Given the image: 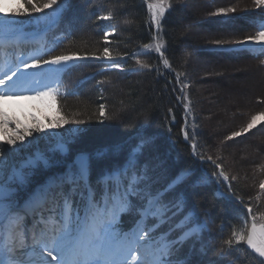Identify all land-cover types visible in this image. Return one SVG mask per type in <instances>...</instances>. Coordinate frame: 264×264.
<instances>
[{
    "label": "trees",
    "instance_id": "trees-1",
    "mask_svg": "<svg viewBox=\"0 0 264 264\" xmlns=\"http://www.w3.org/2000/svg\"><path fill=\"white\" fill-rule=\"evenodd\" d=\"M198 1L169 0L171 8L166 10L161 19L160 30L154 32L153 26H149V12L142 0H70L57 24L46 32L47 56L49 58L50 55L75 52L89 57L69 63L58 73L59 102L65 105L64 117L69 121H83L76 124L84 129L79 132L73 129L75 133L68 141L67 155L58 156L52 162L53 166L34 174L36 183H31L30 187L21 192L27 194L56 173L63 172L64 165L81 152L92 157L91 179L94 181L105 168L122 164L128 150L141 137H147L150 142L144 146L139 159L141 164L148 165L149 175L156 181L155 186L162 187L178 174L191 170V175L186 177L177 191L184 193L187 207L197 220L207 224L200 239L184 243L172 259H187L188 264H261L262 260L248 252L243 244L237 246L230 255L221 258L219 250L226 247L223 240L230 236L241 214L246 216L247 213L235 202L216 195L217 187L212 176L216 168L200 163L199 157L204 155L205 161L211 156L212 160L220 163L229 175L233 192L258 212L264 211V193L258 188L259 181L264 180V120L255 129L243 134L251 140H248L249 145L239 151L236 146L246 138L239 136L225 139L233 131L244 127L252 115L264 112V93L254 99L251 107H247L250 110L243 109L245 112L242 113L241 109L240 113L232 116V125L220 138L212 124L211 118L215 114L204 105L206 97L198 92V88L208 81L203 76L208 77L209 71L218 74L212 82L222 85L219 71H224L223 67L228 64L237 67L243 60L254 63L264 84L262 55L213 50L217 46L212 43L214 40H232L229 38L236 35H255L264 14L260 15L262 12L259 11L255 14L234 15L227 21L215 19L217 26H213L204 20L211 16V10L217 7L228 8L234 3L238 6L235 8L237 11H248L245 8L248 6L250 9L253 0H211L202 9L196 7L190 11L189 5ZM203 10L208 15L200 23ZM108 13L113 16L111 20L97 19ZM196 22L203 24L206 30L202 37L186 33L188 24ZM107 28H112L113 34L106 43L104 32ZM153 35L157 36L156 40L152 39ZM145 43L153 47L156 43H162L164 47L161 51L170 67L165 68L155 51L145 54L142 47ZM104 47H108L112 53L113 61L91 58L92 54L101 55ZM138 52L140 54L134 55ZM200 59H207L211 66L205 70L194 68V63ZM137 60L150 67H140ZM218 61L226 62L219 64ZM113 62L121 66L113 68ZM218 68L221 70L215 73ZM184 84L188 87L182 93ZM185 94L191 102L190 114H184L185 104L188 103L183 100ZM180 95L182 97L179 101L177 97ZM101 103L105 105L107 118L99 116L98 106ZM237 119H241V122ZM185 121L188 143H184L181 137ZM193 143L197 145L196 155H193L189 146ZM117 144L122 146L119 154L112 150ZM250 151L259 154L256 161L239 159L237 153L246 155ZM98 152L104 153L103 158H96ZM212 160L208 161L212 163ZM57 161L60 163L57 164ZM232 176L237 179L231 180ZM219 189L225 191L221 184ZM131 225L133 218L126 214L119 228L125 231ZM202 245L205 249L203 253L200 252Z\"/></svg>",
    "mask_w": 264,
    "mask_h": 264
},
{
    "label": "snow or ice",
    "instance_id": "snow-or-ice-1",
    "mask_svg": "<svg viewBox=\"0 0 264 264\" xmlns=\"http://www.w3.org/2000/svg\"><path fill=\"white\" fill-rule=\"evenodd\" d=\"M142 2L147 5L149 26H155L159 31L161 19L166 10L171 8L169 0ZM19 3L21 6L12 9L11 16H27L39 23L56 20L67 10L70 0H19ZM253 3L257 8L264 7V0H253ZM235 11V7L217 8L212 15L227 16ZM112 18L111 13L97 17L105 21ZM20 31L21 26L13 23L8 11L0 9V101L23 95L25 99L47 101L50 106H55L60 95L59 79L54 80L56 87L51 84L41 86L39 79L29 78L34 73L28 70L42 69L45 65L57 66L51 74L54 77L70 62L89 57L70 52L50 55L48 59L34 57L29 62L18 56L13 65L7 50L10 47L19 48L20 41L17 39L12 42L9 37ZM109 35L108 32L104 34L106 43ZM152 39L156 40L157 36L153 35ZM212 43L222 49L227 47L228 50H240L253 55L264 54V24L260 25L255 35L243 39L214 40ZM142 47L145 54L151 51L159 53L165 68L170 67L161 51L164 47L162 43H156L154 47L145 43ZM91 58L113 61L108 47H104L101 55L92 54ZM261 63L264 64V60ZM137 64L142 68L150 67L140 60H137ZM111 66L119 68L121 65L113 62ZM43 75L49 76L48 73ZM179 75L177 83L180 82ZM187 87L184 84L181 92ZM26 90L32 94L27 95ZM183 100L188 101L185 110L190 114L191 102L186 94ZM98 111L100 117L107 118L104 104H99ZM262 119L264 112L252 115L244 127L233 131L225 139L231 140L249 132ZM70 122L83 123L59 116L55 123L44 125L37 121L32 127L16 129L10 135L5 130L9 124L7 114L0 108V264H50L47 259L49 256L56 264H188L187 259L172 257L187 241L199 240L207 228V224L199 222L188 209L184 193L177 191L179 185L191 175V170H185L166 185L156 187V181L149 175L148 165L141 164L139 159L150 138L141 137L128 150L122 164L105 168L94 181L91 179L92 157L88 153H78L64 165L63 172L50 177L20 202L16 195L18 189L13 185L27 186V177L31 172H25L24 169H34L38 164L45 168L51 166L50 157L40 151L27 154L25 158L31 144V141H26V137L61 128ZM184 135L187 140L189 136L186 131ZM192 148L193 155H196L197 145L193 143ZM57 149L62 156L67 155L68 150L63 142L57 144ZM121 149L122 146L117 144L112 150L119 154ZM103 156L104 153H96L97 159ZM199 158L204 160L205 156ZM207 159L212 160V157L208 156ZM212 163L218 170L213 171L212 176L217 178L218 183H228V192L247 209V215L241 214L239 223L232 227L230 236L223 240L226 247L219 250L221 258L230 255L241 244L264 258V211L258 212L233 192L229 175L222 165L215 160ZM236 179V176L231 177L233 181ZM258 188L264 193V180L259 181ZM122 213L132 216V229L124 231L117 227ZM28 247L32 248V252L27 254L28 258L19 259L18 256L25 255L21 249ZM204 251L202 245L200 252ZM261 264H264V260Z\"/></svg>",
    "mask_w": 264,
    "mask_h": 264
},
{
    "label": "rangeland",
    "instance_id": "rangeland-1",
    "mask_svg": "<svg viewBox=\"0 0 264 264\" xmlns=\"http://www.w3.org/2000/svg\"><path fill=\"white\" fill-rule=\"evenodd\" d=\"M242 2H246L248 0H241ZM234 2V1H233ZM207 3H211V0H200L198 2H192L191 5H189L190 11L195 10L196 7L201 8L205 6ZM240 3V2H239ZM21 5L19 3V0H0V9H3L5 11H8L9 17L13 21V23L20 25L21 26V31L15 35V36H10L9 39L11 41L13 40H19L20 43H26L29 42L31 48L26 51V53L22 52L20 55L12 56L10 55V60L13 65L17 62V57L19 56L20 59L26 60L31 62V60L35 58H40L41 54L35 52L34 50L36 49H41L42 48V40L41 36L42 34L53 27L57 21L59 20L60 16L52 21V22H44L41 21L37 23L34 19H31L27 16H11V10L12 9H17ZM30 7V6H29ZM230 7H238L234 3ZM221 8V7H217ZM216 8V9H217ZM214 9L213 11L211 10L212 13L216 11ZM244 11L243 9L240 11H235L232 13H228L227 16H217V15H212L209 17H206L207 11H204L201 13V17L199 19V22L202 23L204 22V19L206 22L209 23L208 25H215L217 26L216 23H214L215 19L219 20H224L227 21L229 18H231L234 15H241V14H255L259 11L264 14V7L257 8L255 7L254 3H252V6L245 8ZM50 11V10H49ZM210 11V10H209ZM244 11V12H243ZM39 15V14H36ZM200 16V15H199ZM20 17V18H18ZM247 17V16H246ZM212 20V23H210ZM199 22H196L195 24H188V27L185 29L187 34H193V35H199L200 37L204 36L206 34V30L203 27V24H198ZM264 24V19L262 20L261 23H259V28L260 30V25ZM185 26V24H184ZM186 27V26H185ZM105 32L110 33L112 35L113 31L112 28H107ZM104 32V34H105ZM229 33V32H226ZM109 35V36H110ZM254 35V34H251ZM245 36L249 35H241V36H233L232 38L229 39H243ZM13 39V40H12ZM27 46H21V49L25 51ZM213 50H222V51H227V47L222 49L218 47H213ZM233 52H238V53H244L245 51H240V50H230ZM252 56H256L251 54ZM262 55L264 60V54ZM46 59H48V56H45ZM219 64H225L226 61H221ZM72 63V62H70ZM74 63V62H73ZM237 67H231L226 65L227 67H223L222 70L224 71H219L221 70L218 68V70H215L214 72L216 73L219 71V77H222V85H216L214 81L212 82L213 78H216L218 74L216 73L215 75L213 72H208V77H204L205 80L207 79L208 81L206 83H203V86L198 88V92L203 93L206 97L204 99V105L210 111L215 114L212 119V124L214 126V130L218 132V137L222 138L224 135V132L232 125L231 123L233 122L232 116L237 115V113L241 112L244 113L243 109H248L247 107H251L252 102L256 97H261L262 94L264 93V84L263 80L261 77V74L257 71L255 68L254 63L248 61V60H243L240 63L237 64ZM211 64H209V61L207 59H200L194 63V68L197 69H204L209 68ZM57 66H43L42 69H30L28 70L29 73H34V76H30V79H39L41 81V86L44 84H51L53 87H56L57 85L54 83V80L56 79V75L53 77L52 71L54 68ZM233 68V69H232ZM236 68V69H235ZM48 73L49 76L45 77L43 74ZM27 95H31L32 92L30 90H26ZM179 97H182L180 95ZM60 96H58L57 103L55 106H50L47 101L41 102L40 100H34V99H25L23 95H21L19 98L11 99V100H3L0 101V108H2L5 113L7 114V118L9 120V124L6 126V131L8 134H12L14 130L16 129H23L25 127H32L37 121L40 123L47 125L49 123H55L57 118L59 116H65V109H64V103H60L59 99ZM61 104V106H60ZM245 107V108H244ZM250 110V109H248ZM66 117L67 114H66ZM236 117V116H235ZM238 120V119H237ZM264 120V119H262ZM261 120V121H262ZM241 122V119L238 120ZM76 125V126H75ZM259 123L257 124V126ZM256 128V127H255ZM253 128V129H255ZM75 129H84L82 126L77 125L76 123L72 124H65L61 128H55L51 130H47L45 132L41 133H33V136L31 137H26V141H31V144L27 148V153L25 154V158L27 154L34 153L36 151L43 152L46 156L50 157V164L53 166L52 162H54L57 157H61L62 155L59 153L57 149V144L59 142H63L65 145V148L67 149V144L69 139L73 138V133ZM252 130V129H251ZM246 134V133H245ZM243 136L242 139L246 138L245 141L242 143H239L236 148L241 150L243 146L249 145L248 140H251L249 137H246L245 135ZM239 137V136H238ZM263 144V143H261ZM260 144V145H261ZM259 145V146H260ZM264 145V144H263ZM262 145V146H263ZM7 147V145H4ZM234 148V147H231ZM260 151V149H259ZM239 159H242L243 161L247 160L248 162H253L256 161L257 157L259 156L258 153L255 151H250L246 155H241V153H237ZM234 163L236 161L233 159ZM259 167V166H258ZM46 168L43 167L42 164H38V166L34 169H24L25 172H31V174L27 177L28 183L26 187H22L18 184H14L13 187H16L18 189L17 196L19 200H21L22 197V190H25L26 188L30 187L32 182L35 181V177H33L34 174H37L39 171H43ZM35 176V175H34ZM38 176V175H37ZM39 188V187H38ZM225 193V192H222ZM22 203V202H21ZM165 229L167 228V225L164 226ZM175 235V234H174ZM22 252L25 253L24 256H18L19 259H27V254L32 252V248H24L21 249ZM56 253H53L55 255ZM48 261H50V264H56V261L54 262L52 260V257H47ZM54 262V263H53Z\"/></svg>",
    "mask_w": 264,
    "mask_h": 264
},
{
    "label": "water",
    "instance_id": "water-1",
    "mask_svg": "<svg viewBox=\"0 0 264 264\" xmlns=\"http://www.w3.org/2000/svg\"><path fill=\"white\" fill-rule=\"evenodd\" d=\"M145 5H146V4H145ZM146 7H147V5H146ZM227 51H230V50H227ZM184 133H185V130L183 131V141H184V142H187V140L185 139V135H184ZM191 150H192V146H191ZM36 181H37V180H36ZM36 181H34V182H32V183H36ZM223 183H224V182H223ZM224 184H227V183H224ZM229 196H230V198L233 199L234 202L238 203V204L242 207V205L240 204V202L237 201L235 198H233L232 195H229ZM242 208H243V207H242ZM245 210H246V209H245ZM244 248H245L247 251H249L250 253H252L253 255H255L256 257H258L254 252L251 251V249H248V248H247V245H244ZM258 258H260V257H258ZM260 259H264V258H260Z\"/></svg>",
    "mask_w": 264,
    "mask_h": 264
},
{
    "label": "bare ground",
    "instance_id": "bare-ground-1",
    "mask_svg": "<svg viewBox=\"0 0 264 264\" xmlns=\"http://www.w3.org/2000/svg\"><path fill=\"white\" fill-rule=\"evenodd\" d=\"M25 46H26V45H25ZM27 49H28V48L26 47L25 51H23V50L21 49V47H20V50H19V52H20V53H22V52H24V53H25V52L27 51Z\"/></svg>",
    "mask_w": 264,
    "mask_h": 264
}]
</instances>
